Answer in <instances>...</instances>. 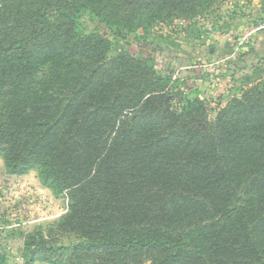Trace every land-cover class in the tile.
Instances as JSON below:
<instances>
[{"label":"trees","instance_id":"obj_1","mask_svg":"<svg viewBox=\"0 0 264 264\" xmlns=\"http://www.w3.org/2000/svg\"><path fill=\"white\" fill-rule=\"evenodd\" d=\"M214 2L0 0V156L67 196L58 230L78 238L75 264H264V80L209 119L198 97L174 108L150 60L109 56V36L83 27L118 36Z\"/></svg>","mask_w":264,"mask_h":264},{"label":"rangeland","instance_id":"obj_2","mask_svg":"<svg viewBox=\"0 0 264 264\" xmlns=\"http://www.w3.org/2000/svg\"><path fill=\"white\" fill-rule=\"evenodd\" d=\"M83 27L109 36V56L127 53L138 61L150 60L158 74L171 78L168 87L174 108L185 98L198 97L209 119H215L245 88L264 80V0H216L196 16L155 20L118 36L89 16L84 17ZM5 171L4 165L0 169V226L4 227L0 248L7 264H75L70 254L78 238L58 230L68 210L67 196L57 197L50 188L41 190L42 183L37 189L16 178L8 181ZM29 173L27 182L35 174L40 179L37 171ZM16 223L21 225L7 227ZM29 235L35 238L32 248L38 250L32 263L26 261ZM61 247L64 253L58 250Z\"/></svg>","mask_w":264,"mask_h":264},{"label":"crops","instance_id":"obj_3","mask_svg":"<svg viewBox=\"0 0 264 264\" xmlns=\"http://www.w3.org/2000/svg\"><path fill=\"white\" fill-rule=\"evenodd\" d=\"M0 169H4V163H3V160L1 157H0ZM5 173H6V180H8V181H11L12 178H16L23 184L27 185V183H32L31 185L35 186L37 189H40L41 182H40V179L36 178V176H35L36 174L34 175V180L32 182H27V180L30 176V173H27V174H9L6 171H5ZM41 190H43L45 192L49 191V189L47 187H44Z\"/></svg>","mask_w":264,"mask_h":264},{"label":"built area","instance_id":"obj_4","mask_svg":"<svg viewBox=\"0 0 264 264\" xmlns=\"http://www.w3.org/2000/svg\"><path fill=\"white\" fill-rule=\"evenodd\" d=\"M26 222H23L25 224ZM21 225L20 223L13 224L12 226H7V227H13V226H19ZM1 229H4V227L0 226Z\"/></svg>","mask_w":264,"mask_h":264}]
</instances>
